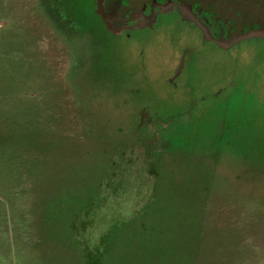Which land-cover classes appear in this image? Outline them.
I'll use <instances>...</instances> for the list:
<instances>
[{"label":"rangeland","instance_id":"obj_1","mask_svg":"<svg viewBox=\"0 0 264 264\" xmlns=\"http://www.w3.org/2000/svg\"><path fill=\"white\" fill-rule=\"evenodd\" d=\"M179 1L264 29V0ZM97 7L0 0V264H264V38Z\"/></svg>","mask_w":264,"mask_h":264},{"label":"flooded vegetation","instance_id":"obj_2","mask_svg":"<svg viewBox=\"0 0 264 264\" xmlns=\"http://www.w3.org/2000/svg\"><path fill=\"white\" fill-rule=\"evenodd\" d=\"M197 4H189L179 0H151L145 2L140 8L133 9L126 16L120 17L108 11V0H98V13L102 17L104 24L113 33H120L123 30L131 31L129 27L138 26L139 29L151 25L158 21L162 14H177L189 24L196 25L201 30L205 41H210L223 48H231L236 43L250 38H264L263 28H250L242 30L240 33H231L228 28L229 20L222 22L212 11L196 8ZM136 12L135 19H130L131 13ZM257 30L250 32L251 30ZM203 31L206 34H203Z\"/></svg>","mask_w":264,"mask_h":264},{"label":"trees","instance_id":"obj_3","mask_svg":"<svg viewBox=\"0 0 264 264\" xmlns=\"http://www.w3.org/2000/svg\"><path fill=\"white\" fill-rule=\"evenodd\" d=\"M96 11H97V13L99 12V11H98V7L96 8ZM136 12H137V11H133V13H131V15H130V19H132V18L135 19ZM98 14H99V13H98ZM99 15H100V14H99ZM129 29H130V30H135V29L137 30V29H139V27L134 25V26L129 27Z\"/></svg>","mask_w":264,"mask_h":264},{"label":"water","instance_id":"obj_4","mask_svg":"<svg viewBox=\"0 0 264 264\" xmlns=\"http://www.w3.org/2000/svg\"><path fill=\"white\" fill-rule=\"evenodd\" d=\"M255 31H257V30L254 29V30H251L250 32H255ZM260 31L263 32L264 29H261Z\"/></svg>","mask_w":264,"mask_h":264}]
</instances>
